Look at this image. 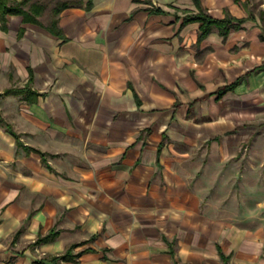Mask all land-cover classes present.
Instances as JSON below:
<instances>
[{"label": "crops", "instance_id": "0c3cea01", "mask_svg": "<svg viewBox=\"0 0 264 264\" xmlns=\"http://www.w3.org/2000/svg\"><path fill=\"white\" fill-rule=\"evenodd\" d=\"M200 11L241 21L199 40ZM55 19L61 36L0 29V264H264V224L235 222L191 161L246 137L218 106L264 73L230 52L246 1L74 0Z\"/></svg>", "mask_w": 264, "mask_h": 264}, {"label": "rangeland", "instance_id": "374dc122", "mask_svg": "<svg viewBox=\"0 0 264 264\" xmlns=\"http://www.w3.org/2000/svg\"><path fill=\"white\" fill-rule=\"evenodd\" d=\"M21 1L10 0V3ZM64 1L74 2L26 0L20 6L27 9L32 3L41 4L43 10L38 18L47 25L53 17L52 8ZM245 1L255 21L250 22L245 31L234 39L230 49L244 65L259 63L264 58V46L262 49L258 45L254 46L258 33L264 38V0ZM218 106L219 112L223 113L226 132H245L246 137L223 157L220 153L211 155L208 152H195L191 161L200 163L199 173L203 176L221 180L218 184L210 185L218 188L216 192L221 195L219 206L230 204L232 213L237 214L233 216L234 221L238 224L247 223L245 226L254 230L264 224V73L250 77L247 86L237 89ZM213 164L217 165L216 168Z\"/></svg>", "mask_w": 264, "mask_h": 264}, {"label": "trees", "instance_id": "16d2710c", "mask_svg": "<svg viewBox=\"0 0 264 264\" xmlns=\"http://www.w3.org/2000/svg\"><path fill=\"white\" fill-rule=\"evenodd\" d=\"M24 3H26V0H22L20 3H10V0H0V29H5L7 15H19L21 16L23 23H31L40 26L42 25L38 19V16L43 10V6L38 3H32L27 9H24L20 6ZM66 6L67 2L56 4L52 8L53 17L50 23L45 27L50 33L56 36H61V31L57 27L55 16ZM191 21L199 22L198 39L200 40L210 31V28L212 26H215L217 28L218 33L221 36H226L230 29L238 28V24L241 20H237L230 16H225L223 19H214L200 11L195 15L186 16L183 20V23H188ZM263 68L264 64L258 66L253 71L257 72L262 70ZM241 79L242 77L236 79L230 86L219 90V94L223 93L226 90L233 89L241 81Z\"/></svg>", "mask_w": 264, "mask_h": 264}]
</instances>
